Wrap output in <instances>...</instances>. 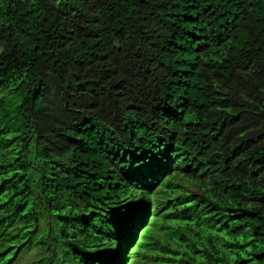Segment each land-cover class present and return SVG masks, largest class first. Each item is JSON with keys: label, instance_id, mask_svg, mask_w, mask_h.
<instances>
[{"label": "trees", "instance_id": "1", "mask_svg": "<svg viewBox=\"0 0 264 264\" xmlns=\"http://www.w3.org/2000/svg\"><path fill=\"white\" fill-rule=\"evenodd\" d=\"M264 264V0H0V264Z\"/></svg>", "mask_w": 264, "mask_h": 264}, {"label": "rangeland", "instance_id": "2", "mask_svg": "<svg viewBox=\"0 0 264 264\" xmlns=\"http://www.w3.org/2000/svg\"><path fill=\"white\" fill-rule=\"evenodd\" d=\"M37 254L34 253L32 255H25L23 259H21V262L19 264H26L28 262H32L34 259H36Z\"/></svg>", "mask_w": 264, "mask_h": 264}]
</instances>
